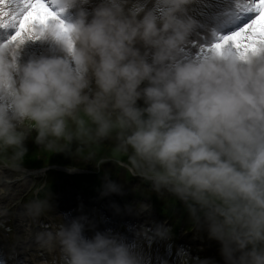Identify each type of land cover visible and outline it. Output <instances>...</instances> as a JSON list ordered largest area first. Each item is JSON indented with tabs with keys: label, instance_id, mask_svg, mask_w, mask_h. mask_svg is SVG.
Here are the masks:
<instances>
[{
	"label": "clouds",
	"instance_id": "9594fccd",
	"mask_svg": "<svg viewBox=\"0 0 264 264\" xmlns=\"http://www.w3.org/2000/svg\"><path fill=\"white\" fill-rule=\"evenodd\" d=\"M92 2L56 0L60 14L78 8L63 19L67 35L53 23L0 41V170L23 169L29 139L72 157L111 142V153L90 163L96 169L111 163L171 192L220 243L224 264H264V46L246 58L229 48L197 55L212 42L193 38V0H97L90 12ZM41 38L51 54L22 60L26 41ZM102 181V196L124 194L106 171ZM46 207L37 200L27 210ZM60 215L65 223L41 241L59 246L62 264H147L136 238L111 230L89 238L86 216Z\"/></svg>",
	"mask_w": 264,
	"mask_h": 264
},
{
	"label": "rangeland",
	"instance_id": "374dc122",
	"mask_svg": "<svg viewBox=\"0 0 264 264\" xmlns=\"http://www.w3.org/2000/svg\"><path fill=\"white\" fill-rule=\"evenodd\" d=\"M96 2L97 0H93L92 3L87 4L89 8L87 10L91 12ZM60 16L64 19L69 13ZM13 33L8 34L1 41L9 40ZM193 48L198 50L195 42ZM52 50H54L53 45L48 40L43 38L28 40L22 49L21 58L26 61L33 56L51 54ZM43 175L40 173L29 176V173L23 169L0 170V216L6 217V222L2 223L4 226L0 227V260L6 261L7 264H24V260L26 261L24 256H27V260L34 259L36 264H62L59 246H48L41 241L42 237L54 236L56 230L65 223L64 216L60 214H66L69 218L86 216L88 222L84 234L89 238L98 231L107 230L124 235L129 241L136 238L145 254L147 264H177V260L181 264L182 258L184 264H187L185 258H188L189 253L191 257L198 255L201 256L198 258L202 259L209 252L214 253L215 257L213 256L212 259L216 260L217 264H224L220 243L208 238L202 221L196 222L192 231L182 234V248L186 251L184 254L182 251L175 252L178 243H175L173 248L170 247L171 242H174L170 235L165 240H162V237L158 239L160 235H157V230L161 226L165 227L169 219H158L148 198L143 204H123L120 198L132 188L128 187L127 183L126 187L124 186V194L113 193L101 198L100 194L87 196L80 193L69 180L60 193L49 198L48 207L44 212L38 215L29 214L27 206L30 203L24 206L21 203L22 197L31 189L38 191ZM118 178L121 180L122 177ZM53 220L57 223V229ZM10 225L12 229L8 233L5 228ZM216 254L219 257H216Z\"/></svg>",
	"mask_w": 264,
	"mask_h": 264
},
{
	"label": "snow or ice",
	"instance_id": "6c2138e0",
	"mask_svg": "<svg viewBox=\"0 0 264 264\" xmlns=\"http://www.w3.org/2000/svg\"><path fill=\"white\" fill-rule=\"evenodd\" d=\"M56 0H0V29L14 28L11 41L34 37L55 23L60 34L67 35L70 26L55 7ZM227 22L235 25L227 34H219L209 44H200L197 55L206 50L222 54L225 48L235 49L241 58L264 46V0H233L226 12ZM0 264H7L0 260ZM177 264L180 261L177 260Z\"/></svg>",
	"mask_w": 264,
	"mask_h": 264
},
{
	"label": "trees",
	"instance_id": "16d2710c",
	"mask_svg": "<svg viewBox=\"0 0 264 264\" xmlns=\"http://www.w3.org/2000/svg\"><path fill=\"white\" fill-rule=\"evenodd\" d=\"M141 104H143V102ZM33 135H35V133H33ZM26 143L29 151H28V155L25 158L24 167L28 169L29 168L40 169L42 167H48L51 164H57V165H64L69 167L78 166V168L81 169L86 168L90 170L93 169L97 170L90 163H94L96 159H99L102 156L109 155L113 147L111 142H104L99 146L93 145L91 148H85L81 152H74L72 157L71 155H68L64 152L54 153L53 151L41 149V146L37 145L34 142V139H29ZM90 151L95 152V157L91 161L87 159L88 153ZM122 159L126 160L127 157H122ZM105 171L113 178L119 177L121 174H123L124 177L128 179V181L135 183V188L139 187L138 190L140 191L138 195L150 194L152 197H154V199L157 201L156 207L161 208L162 213L167 215L172 214L173 216H175L177 212L180 214L182 213L181 222L180 220L179 223L173 222L175 228L172 229V233L174 234L180 233L181 231L180 227L182 222L183 223L190 222L191 219L193 218V216L191 215L185 216L189 212L186 205L172 193H169V195L165 193L167 190H165L161 194L157 193L151 188L149 184L142 182L139 177H133L124 168L117 166L115 167V165L111 163L105 165V169H102L99 175L103 176ZM63 175H65V173L59 172L54 169H51L50 171L47 172L46 174L47 184L46 187L41 190V193L39 195L40 200L44 201L48 197V195L53 192V190L55 189L54 179L62 178ZM99 175L83 174L76 176L75 179H77V182H79L80 184L79 186L82 190L94 191L96 188L101 189L103 183L102 178ZM159 200H161L164 204H160L158 202ZM169 209L170 211L168 212ZM188 217L190 218L188 219Z\"/></svg>",
	"mask_w": 264,
	"mask_h": 264
},
{
	"label": "bare ground",
	"instance_id": "6f19581e",
	"mask_svg": "<svg viewBox=\"0 0 264 264\" xmlns=\"http://www.w3.org/2000/svg\"><path fill=\"white\" fill-rule=\"evenodd\" d=\"M231 1L232 0H210L209 3H211L212 6H216L217 9H224V10H226L225 8H229V6L232 4ZM210 17L211 16H208V18H210ZM27 264H35V262H34L33 259H30Z\"/></svg>",
	"mask_w": 264,
	"mask_h": 264
},
{
	"label": "water",
	"instance_id": "95a60500",
	"mask_svg": "<svg viewBox=\"0 0 264 264\" xmlns=\"http://www.w3.org/2000/svg\"><path fill=\"white\" fill-rule=\"evenodd\" d=\"M64 169V168H63Z\"/></svg>",
	"mask_w": 264,
	"mask_h": 264
}]
</instances>
